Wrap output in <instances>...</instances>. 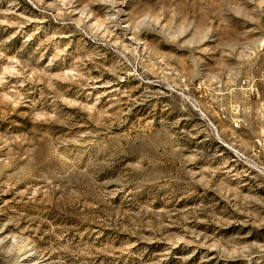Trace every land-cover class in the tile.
I'll list each match as a JSON object with an SVG mask.
<instances>
[{"label":"rangeland","instance_id":"374dc122","mask_svg":"<svg viewBox=\"0 0 264 264\" xmlns=\"http://www.w3.org/2000/svg\"><path fill=\"white\" fill-rule=\"evenodd\" d=\"M264 0H0V264H264Z\"/></svg>","mask_w":264,"mask_h":264},{"label":"built area","instance_id":"2783aa9c","mask_svg":"<svg viewBox=\"0 0 264 264\" xmlns=\"http://www.w3.org/2000/svg\"><path fill=\"white\" fill-rule=\"evenodd\" d=\"M263 48H264V46H263ZM263 76H264V72H263Z\"/></svg>","mask_w":264,"mask_h":264}]
</instances>
